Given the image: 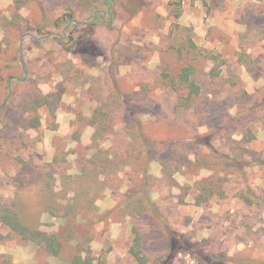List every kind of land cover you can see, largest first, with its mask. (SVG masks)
Wrapping results in <instances>:
<instances>
[{"label":"rangeland","instance_id":"obj_1","mask_svg":"<svg viewBox=\"0 0 264 264\" xmlns=\"http://www.w3.org/2000/svg\"><path fill=\"white\" fill-rule=\"evenodd\" d=\"M6 207L62 247L0 219V264H137L132 228L148 264H264V0H0Z\"/></svg>","mask_w":264,"mask_h":264},{"label":"trees","instance_id":"obj_2","mask_svg":"<svg viewBox=\"0 0 264 264\" xmlns=\"http://www.w3.org/2000/svg\"><path fill=\"white\" fill-rule=\"evenodd\" d=\"M76 45L77 47H79L80 45H84V43L82 41H78ZM76 51L77 50H75V52ZM192 73H193L192 67L190 65H185L181 68L177 76L179 82L187 90V94L185 97L186 99L197 95L200 91V87L193 79ZM50 96L51 95H45L44 97L49 98ZM54 96L56 97V102H57L60 98L59 93H56ZM37 97L39 99L44 98L43 95L41 94L37 95ZM34 103H37V100H34ZM37 105H48V102L42 101L40 102V104L38 102ZM38 125H39V118L34 117L30 122V126L36 127ZM202 190L203 193L206 191L204 188H202ZM143 193L146 195L145 196L146 200L150 202L148 194L146 192ZM202 196H203L202 193L199 194L197 197V201L199 200L206 201L208 199L207 196H204L203 198ZM133 198L137 199L136 197H134V195L131 196V199ZM136 209L137 211H139V213L140 212L142 213L141 209L143 208H141V206H139L138 204H136ZM0 219L13 232L17 233L22 239L40 241V243L43 244L44 248L52 255H58L60 253L62 247V241L57 234L47 233L37 228H32L24 224L21 218L19 217L18 213L14 211L11 207H6L4 210L0 212ZM166 231H167L166 242L170 250L169 258L174 256L176 253H178L181 250H190V251L193 250L194 244L188 238H186L181 234H176L172 229L169 228L166 229ZM131 232H132V239L129 247V252L131 256L133 257V259L136 261L137 264H148L149 263L148 257L144 253V246L146 244L145 234L140 230H138L137 228H132ZM199 260L203 261L206 264L210 263L211 261L212 264H215L219 261L214 257L203 258L202 256L201 259ZM71 264H99V263L94 260V258L90 254V251H87L85 255H83L82 252L77 251V253H75L71 258Z\"/></svg>","mask_w":264,"mask_h":264}]
</instances>
